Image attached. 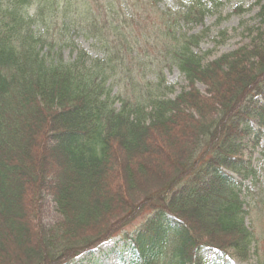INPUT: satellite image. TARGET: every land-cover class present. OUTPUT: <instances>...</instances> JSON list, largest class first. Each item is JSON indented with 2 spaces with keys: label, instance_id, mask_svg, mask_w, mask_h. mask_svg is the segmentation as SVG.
I'll return each instance as SVG.
<instances>
[{
  "label": "trees",
  "instance_id": "obj_1",
  "mask_svg": "<svg viewBox=\"0 0 264 264\" xmlns=\"http://www.w3.org/2000/svg\"><path fill=\"white\" fill-rule=\"evenodd\" d=\"M163 1L0 0V264H74L142 216L120 264H264V4L215 56L212 7ZM141 44L158 68L139 87Z\"/></svg>",
  "mask_w": 264,
  "mask_h": 264
},
{
  "label": "rangeland",
  "instance_id": "obj_2",
  "mask_svg": "<svg viewBox=\"0 0 264 264\" xmlns=\"http://www.w3.org/2000/svg\"><path fill=\"white\" fill-rule=\"evenodd\" d=\"M169 1V0H164ZM163 1V2H164ZM207 5L212 7V14L208 16L204 24L210 26L211 34L210 38L207 39L200 46L202 51L206 49H212L215 56L230 51L241 44L247 43L249 40L247 37L245 38L241 33L243 29L247 26H252L257 24L256 14L258 11V7L254 6L256 0H204ZM215 3V4H214ZM262 4H264V0H262ZM240 7L243 12L241 14L234 13L235 8ZM219 19V20H217ZM217 22V23H216ZM201 29L200 27L195 28V31ZM219 30H226L228 37L224 39V44H215L212 42V38L216 37V34ZM75 42L79 46V48L85 50L91 57H102V53L96 48L95 44L91 39L85 40L83 38H76ZM215 46V48H214ZM65 56H67L68 51L64 52ZM142 63L140 62V66L138 61L142 59ZM133 58V70L130 74V79H133V83H137L139 87L147 81L153 78V75L150 72L157 70V64H153L154 52L148 49L144 45H140V47L136 48L132 53ZM151 60V63H150ZM124 73H120L118 76L122 78ZM125 74H127L125 72ZM162 74L165 78V82L169 85L175 86V92L172 96H175L180 91V86L183 87L185 85L183 81V77L178 72L176 68L162 69ZM119 78L116 77V84L113 87L112 93L117 94L118 92L123 93L126 90V86H128V82L126 80L121 81L119 83ZM198 89L201 93H204V86L198 85ZM118 105V104H116ZM117 107V106H116ZM262 131V139L260 141V146L264 145V127L261 129ZM253 166L258 169L260 167V155L259 151L253 154L252 158ZM248 184L247 182H245ZM264 180H259L257 182V187H263ZM46 211H45V219L44 222L47 224H53L57 220V214L54 211L53 202L47 198L46 199ZM145 222V217L142 216L135 220L133 223L125 227L122 231H120L116 237L102 244L91 256H79L75 259L74 264H119L120 257L125 258L128 262L129 255L131 250H129V245L133 244V241L136 239V235L140 233L143 228V224ZM247 223V222H246ZM255 223V222H254ZM255 224H258L256 222ZM256 234L262 237V243H264V222L258 224L256 227ZM130 238V239H129ZM213 256H209L208 259H212ZM73 264V263H72ZM231 264H241L236 261L231 262Z\"/></svg>",
  "mask_w": 264,
  "mask_h": 264
}]
</instances>
